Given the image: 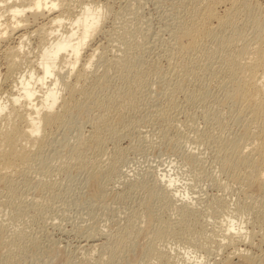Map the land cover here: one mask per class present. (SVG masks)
I'll return each mask as SVG.
<instances>
[{"label":"bare ground","instance_id":"6f19581e","mask_svg":"<svg viewBox=\"0 0 264 264\" xmlns=\"http://www.w3.org/2000/svg\"><path fill=\"white\" fill-rule=\"evenodd\" d=\"M157 2L168 3L174 11L172 22L165 27L171 35V41L168 40L163 50L167 61H171L169 72L162 76L164 80L161 79L165 82L162 90L166 98L164 94L160 95L163 99L156 101V110H153L162 125V138L172 139L166 129L170 127L171 118L176 116L173 113L178 112H173L179 108L175 99L178 92H182L190 105L208 102L202 117L206 127L197 132L196 141L212 146L219 171L225 179L230 178L238 184L240 191H236V196L238 192L240 197L234 201V208L230 207V200L220 196L208 200L205 203L208 210L212 208L218 213L213 218L207 215L212 218L208 219L211 223L202 222L200 211L187 194L190 187L182 194L176 187V178L162 173L160 178L166 180L162 187L155 183L145 187L147 192L157 196L160 204L155 214L144 202L140 208L128 212L125 223L117 226L114 232L109 231L108 237L106 223L103 226V220L92 219L98 213L97 207L90 210L93 221L90 219L92 222L86 224L85 229L83 227L81 233L86 238L82 248L99 247L100 252L95 251L97 258L90 254L84 263H112L133 244L139 233L145 231L148 238L143 258L145 264H184L178 261L170 246L164 245L165 241L190 240L194 249L206 256L214 243L211 234L218 233L226 239L218 245L230 246L231 250L222 260L219 258L217 264L233 263V260L254 264L255 257L264 255V0ZM113 4L114 0H0V51L5 64V71L0 73V215L5 217L3 220L7 219L4 224L0 222L3 264L11 263L30 240L22 229L14 228L17 219L5 211L24 203L22 196L26 197L30 187L40 188L43 192V199L37 198L31 204V208L38 211L50 201L60 205L64 201L57 190L54 171H67L76 165L95 180L101 174L109 177L116 172L123 152L116 143L111 153H107V141L110 136L114 137V143L130 136L135 115L141 112L143 90L150 81L149 72L141 61L145 57L140 56L141 60L138 57L141 45L134 42L141 34L138 23H130L132 19L127 18V15H135L137 8L127 4L128 9L114 14L117 27L107 31L104 25L113 14ZM100 35L107 36L105 44L100 43L102 40L96 42ZM8 41L10 44L6 43ZM94 109L97 113L91 115ZM73 111L85 117L88 134L80 132L81 124L76 127L79 132L72 143L67 139L62 142V146H67V152L55 149V154L50 155L54 152L52 149L46 153L58 131L75 119ZM176 123L175 128L179 127ZM194 156L190 154L187 158ZM47 159L57 162L54 170L47 168ZM33 168V172L45 173L48 180L32 184L28 173ZM252 187L258 191L256 197L249 192ZM103 205V196H100L92 207L104 210ZM236 215L253 216L258 224H262L258 226L261 228L258 231L261 256L258 252L259 256L254 253L257 255L254 257L245 248H239H251L257 232L251 229L242 232L241 225L235 228L233 221L236 220L232 221V216ZM224 222L226 227L222 228ZM102 235H107L108 239L103 241ZM203 256H198L200 259L191 256L194 257L191 260L188 256V264H200L201 257L207 258Z\"/></svg>","mask_w":264,"mask_h":264},{"label":"rangeland","instance_id":"374dc122","mask_svg":"<svg viewBox=\"0 0 264 264\" xmlns=\"http://www.w3.org/2000/svg\"><path fill=\"white\" fill-rule=\"evenodd\" d=\"M130 1L131 0H114L113 14L111 15L112 17L111 16L108 17L107 19L108 21L106 20L104 29L108 31L109 29L112 30L117 27V23H115L116 18L114 14L116 15V13L125 11L126 9L129 8V5L137 8L135 15L133 16L127 15V18L132 19V20L131 21L129 19L127 20H129L130 23L131 22L138 23V27H139L141 34L139 33L140 36L138 35V38L134 42L141 45V49L143 48L142 49L143 52L140 49L138 53L139 59L141 60L140 56L142 57V55L145 57V59L146 58L148 59V61L147 59L146 61H144L145 59L142 57L143 59L141 61H143L144 63V68L149 72L148 81L150 82H147V86L143 90L146 96L143 93L144 94L143 100H141L140 102L142 104V107L140 110L141 112L139 111L140 112L139 114H136L137 112L135 113L136 114L135 117L137 118H135V121H133V123L131 124L130 136H128V138L127 136L126 137L124 136L125 138L122 137V139L120 138L115 143H114V137L110 136L107 141V144H106L107 153L109 154L111 153L112 148L116 145V143H118L117 145L122 149V152H123L119 159L116 172L109 177L105 176V174L103 175L101 174L100 176L97 174L99 177H98V180H95V179L90 178L87 171H85L84 169L76 165L69 167L67 171H61L59 173L57 171H54V175H57V177H55L56 182H58L57 190L60 191V193L62 194L64 201L63 203H61V205L59 202H56L55 204L54 202L52 203L50 201L49 204L47 203V205H45L41 210H38V211H34L31 208L32 206L31 204L35 203L34 200H37V198L38 200H42L43 192L41 191L40 188L39 189L37 188L36 190L32 186V188H34L33 190L30 187L29 190L27 191L28 193H26L27 198L26 197L24 198V196H22L24 203L22 202L21 204H19L17 207H15L14 210H11V209L5 210L6 213L8 212L7 214L17 219L16 220L17 223L14 225V228L22 229L24 233L27 235V237L30 238V240H28L27 243L24 244V248L22 249V251L9 264H86V262L84 263V261H86L85 259H87V257L90 254L91 256H93V258H97L98 253L96 252H100L99 247H96L94 249L88 248L89 250L82 248L84 244L83 242H85L83 240H85L86 236L83 235V233L81 232H83L82 230L86 228V224L88 225L89 223H91L93 221L92 219H95V220L98 219L99 221L103 220L101 223H104L103 226H105V223H106L107 225L106 228H108L109 230L106 228L105 229L109 237V234L114 232L117 226L119 227L125 223V217L127 216L128 212L134 209L140 208V205L143 204L144 202H146L152 208V211L155 214L160 204L158 202L157 196L152 192H147L145 187L153 183H155L157 187H160V186L162 187L164 183L166 182L165 179L160 178L162 173H169L172 177L176 178V187L178 188L179 191L182 192V194H184V191L188 187H190L188 188L189 192L187 194L189 195V197L190 196L192 197L191 198L192 201L194 202L198 211H200L199 213L202 216V218L200 216V221L202 222H207L208 219H212L218 213L216 211L215 213L213 210H211L212 208L208 210L209 207H207L205 203L208 202V200L210 199H213L215 197L216 198L221 197L226 201L230 200L231 208L236 207L234 205H236V202H237L236 200H239L238 197H240L238 196L240 195V193L238 194V192H237L238 197L236 196V191H240L238 184L235 182L237 184L235 185L233 180H232L233 182L229 180L230 178L225 179L226 176L222 174L221 171H219L220 169H219V166L217 165L218 162L215 161V158L213 157L215 154L213 153L212 146L208 144L206 146L205 144H200V143H199L200 144L199 146L197 142L198 133L203 131L204 128L206 127V120L203 119L202 117H204V110H205L204 107H206L208 102L207 103L204 102L205 105H202L203 102H201L202 104L198 102L197 104L190 105L186 103L185 98H183L184 95L182 97V92H178L175 96V99L179 105V108L177 107V109H175L173 112L178 110V112L180 113H178L177 111L175 114L173 113V115H176L177 117L173 116L175 120L173 117L171 118L172 120L169 125L170 127H167L166 129V131H168L167 133L171 135V138H172V139L167 138V140L165 139L163 140L162 138L161 130L163 129H161L160 127L161 122L158 120V118L156 117L153 111V110H156V106H157L156 101H158L159 99L160 100L163 99V97L160 96L164 94L162 88H164L165 82L164 83L162 82V80H164L163 79L164 77L162 78V76L163 75L165 76V73L167 71L169 72L170 70V69L168 70V68L171 64L170 63L171 61L170 62L167 61L168 58L166 59L165 51L163 50H165L164 47H167L168 40L170 39L171 41V38H170L171 35L169 36L170 32L167 30L168 28H165V27L168 25L167 24L168 22L169 24L172 22L174 11L172 10V8L170 7L168 3L164 2L160 4V2H157L158 0H155V1L154 0H132L131 2ZM168 5L170 8L168 7ZM103 36L100 35L96 39V42L98 43L99 41L102 40L100 43L104 42L103 44H105V42L107 41V36L106 35H103ZM105 38H106V41H104ZM6 43L10 44L9 41ZM33 46H35V43H33ZM113 47L115 48L114 45ZM0 50H2V47L0 48ZM161 54L164 57H162ZM2 58H3L2 51H0V73L1 74L5 71V64L3 63L4 59ZM155 66L157 67L154 70ZM147 96H151V99L150 97L147 98ZM163 96L164 98H166L165 94ZM153 102L154 103L156 102V103L154 104ZM209 103H211V101ZM182 108L183 109L186 108L187 110L186 109L185 110L189 112L186 114L185 113L186 111L185 110L183 111ZM148 109L152 111V113L149 112ZM94 111L93 110L91 111L92 113L94 112L93 114L91 113V115H94L97 113L96 109H94ZM72 114L76 115V117L73 116V119L74 117L75 119L71 123H69V125L64 126L58 131V134L54 136L52 144L47 147L48 150L46 149V153L49 154L51 152L50 150L52 149H54V152L52 151L50 155L55 154L56 150L60 151L61 153H65L67 152L66 151L67 146H62L63 145L62 142L64 140L67 139L70 143H72V141L75 139L76 133H78L79 130H81L80 132L83 131L82 132L83 135L88 134L89 126L88 124L85 123L86 121L85 117L84 116L82 117L81 114H77V112L75 111H73ZM189 115H191L190 117H193V118L192 119L190 117L187 118ZM175 121H177V123L180 122V124H177ZM189 121L191 122V125L194 127H191V125H189L190 124ZM172 122H174V124ZM175 123L176 125H179V127L175 128L176 127ZM81 124H82V128L78 130L76 127L81 126ZM171 124L173 125L172 127H171ZM169 130H171L172 133ZM174 132L177 135L173 134ZM181 133L183 134L182 136H181ZM172 135H174L176 139ZM131 143L135 145L132 146ZM208 146H211V148ZM192 151L194 152L192 153ZM190 154H193L195 156L191 159L190 158L188 159L187 155L189 156ZM104 158L106 159V157ZM46 161L48 163V166H50L48 167L46 163L47 168H49L50 170L52 168V170H54L55 166L57 165V162L54 163L55 162L54 160L50 161L49 159H47ZM105 162L107 161L105 160ZM213 162H217V163H213ZM37 163L39 164V162ZM38 164L37 166L40 167L39 165L41 164L39 165ZM34 167L36 168V166ZM35 168H33V170L30 169L28 173V175L30 174L29 179L31 180L32 184L42 181V180L43 181L46 179L48 180L47 175H45V173L39 174L37 173V171L33 172ZM220 178L224 181H222ZM225 181L227 182L229 188L226 186L227 184ZM216 182L217 183L219 182L218 187L216 185L217 184ZM223 186L225 187V189ZM237 187L239 189H236ZM39 191H41L40 192L41 195ZM249 192H251V194L254 197H256L258 194V191L253 187L249 189ZM100 196H103V204H104L103 206L105 208L104 210L98 206L92 207V204L98 202V198ZM234 201L236 202L234 203ZM92 208H96V212L98 210V213H96L95 215L97 217L94 216L95 218L94 217L92 218L90 214V210ZM210 210L212 211V213ZM201 211H204V212L201 213ZM56 212H58L59 214ZM208 214L212 216V218L208 217L209 216ZM236 216L235 217L232 216V221L234 219L236 220V221H233V223H235L234 224L235 228L242 226V232H244V230L246 229L247 230L251 229L257 232L254 235L255 237L253 238V241H252L253 243H252L251 248L247 249L244 246H239V248L241 249L245 248L247 253L249 254L251 252V255H253L254 257L257 256V255H254V253L257 254L258 252L261 253L260 254L261 256L262 252H260L261 250L259 248L260 239H258L261 236L260 232H258V231H261L260 230L261 228L258 227L260 223L258 224L257 223L258 221H255L254 217L252 216L254 220L253 221L250 215H249V218H251V220L247 218L248 215L246 216L236 215ZM238 216H240V219ZM2 218H5V217L3 215H0V220ZM2 221L4 224L5 222H7V219L6 220L2 219L0 222ZM216 221L218 222V220ZM209 222L211 223V220L208 221V223ZM246 222H248L249 224ZM254 222H256L257 224ZM263 222H264V218H263ZM143 224L144 223H142L141 225ZM261 225L262 224H260V226ZM224 226L226 227L225 222L222 225V228ZM207 228L208 229L211 228V224L208 225ZM76 230L79 231L83 236L81 234L80 236ZM229 231L233 232L234 230L232 231L229 230ZM209 232L210 231H208L207 233ZM211 235H212L211 238H214L213 239L214 243L212 245L213 246L212 251L206 256H203L205 254L200 252L199 250L194 249L191 242H189L190 240H182V241L174 240L173 242L165 241V244L164 243L163 244L166 247L167 245L168 247L170 246V250L172 248L173 253L177 254L178 261L180 263L188 264V260H189L188 256L190 257L196 256L195 258H199V259L200 257L198 256H203L207 258L203 259L201 257L202 261L200 260V264L202 263L204 264L205 261L209 262V264H217V262L222 260V258L227 255L226 252L227 253L230 252L231 247L226 246L224 244L222 246L218 245L220 241L221 243L223 242L225 243L226 241V239L221 238L222 236L220 235V233H218L217 235L216 234L214 235L211 234ZM102 236H104L102 237L103 241H106L108 239V237H105L107 235H102ZM147 241H148V238L146 237V232L142 231L136 236L133 244H131L125 251H123L120 255H118L115 258V260L110 264H143L144 263L143 258H144L147 245H148ZM215 242L217 245L215 244ZM256 246H258V248ZM82 250H84V252ZM199 252L201 255H199ZM259 253H258V256H259ZM194 257H191L190 260L192 258L194 259ZM261 257L262 258L255 257L256 261H254V264H264V255H262ZM1 258H2V250L0 249V264H3L1 261ZM232 262L233 263H228V264H242V262L238 263L236 260L235 261L233 260ZM90 264H93V262Z\"/></svg>","mask_w":264,"mask_h":264}]
</instances>
